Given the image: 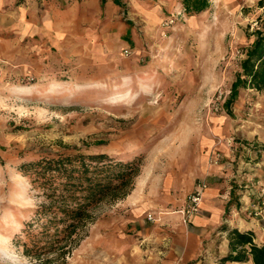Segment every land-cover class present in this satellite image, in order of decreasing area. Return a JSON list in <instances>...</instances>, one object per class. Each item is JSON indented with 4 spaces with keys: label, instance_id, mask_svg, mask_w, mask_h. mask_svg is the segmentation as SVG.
Masks as SVG:
<instances>
[{
    "label": "rangeland",
    "instance_id": "1",
    "mask_svg": "<svg viewBox=\"0 0 264 264\" xmlns=\"http://www.w3.org/2000/svg\"><path fill=\"white\" fill-rule=\"evenodd\" d=\"M121 1L122 8L112 0L102 8L101 0H17L0 21V264H48L24 256L13 241L39 202L17 172L21 153L101 141L109 153L141 158L142 171L166 168L180 147L205 145L202 137L224 117L236 133L264 130V95L247 90L232 114L222 109L241 53L264 18V0H211L209 11L193 17L180 0ZM59 9L68 20L79 19L78 42L47 35ZM232 138L231 164L242 168L230 181L241 196L235 208L264 221L247 210L258 199L241 201L244 179L255 177L240 153L250 149L252 164L264 148ZM150 213L155 220L147 216V223L159 224L168 211ZM126 216L123 204L102 206L70 255L49 264H133L116 260L140 237L124 229ZM116 245L117 257L111 255Z\"/></svg>",
    "mask_w": 264,
    "mask_h": 264
},
{
    "label": "crops",
    "instance_id": "2",
    "mask_svg": "<svg viewBox=\"0 0 264 264\" xmlns=\"http://www.w3.org/2000/svg\"><path fill=\"white\" fill-rule=\"evenodd\" d=\"M16 4L17 0H0V21L4 22L6 15L11 13L12 10H6L7 7ZM57 12L58 19L48 20L45 27L47 35L62 39L73 38L78 42L81 28L79 19L70 21L62 10ZM1 26L0 30L5 29L4 25ZM0 45L3 43L0 42ZM226 120L225 117L219 119L220 125L217 124L210 133L205 132L206 137H202L205 138V145L200 148L198 145L180 147L177 156L166 168H156L155 165L149 169L143 167L131 194L116 202L117 206L123 204L127 209L125 225H122L125 226L124 229H131L140 237L133 239L132 245L127 244L125 257L120 255V259L117 256L121 252V245H116L115 251L111 253L115 254L116 260L132 261L133 264H253L252 261L221 262L229 254V238L219 228L227 224L231 229L252 232L254 242L264 245V221L251 218L235 207L232 210L229 208L230 181L237 174L240 177L242 170H235L231 164L236 150L235 143L230 140L233 139L232 134L241 135L247 145L253 142L264 148V130L252 135L246 131L236 133L237 129L226 125ZM192 136L197 138L196 135ZM220 138L225 140L219 143L217 140ZM242 150L240 153L246 170H250L255 177L254 182L249 179L243 181L245 185L241 201L248 203L262 196L261 191L264 190V152L257 162L251 164L247 158L250 149L244 147ZM218 156L221 157V162L215 164L214 160ZM201 179L208 182L201 211L188 226H184L181 224L182 215L179 211L185 207L197 181ZM156 209H163L168 213L161 217L159 224L147 223L148 214ZM227 214H230V218H227ZM118 232L119 230L116 231L117 235Z\"/></svg>",
    "mask_w": 264,
    "mask_h": 264
},
{
    "label": "trees",
    "instance_id": "3",
    "mask_svg": "<svg viewBox=\"0 0 264 264\" xmlns=\"http://www.w3.org/2000/svg\"><path fill=\"white\" fill-rule=\"evenodd\" d=\"M108 1L101 0V6L104 8ZM112 1L119 8L124 7L121 0ZM180 3L189 17L212 7L211 0H180ZM260 23L254 31V40L242 51L244 56L239 60L238 72L223 105L229 115L242 92L253 90L264 95V18ZM84 144L33 156L20 154L17 172L39 196L38 204L29 211V219L22 222L21 232L13 238L24 256L48 264L54 256L65 259L88 225L95 221V212L133 191L141 174V158L109 153L101 141ZM236 192L237 189L231 192L229 208L239 203L241 196ZM219 231L226 232L229 238V254L221 259L222 263L264 264V245L254 242L252 232H241L225 224Z\"/></svg>",
    "mask_w": 264,
    "mask_h": 264
},
{
    "label": "built area",
    "instance_id": "4",
    "mask_svg": "<svg viewBox=\"0 0 264 264\" xmlns=\"http://www.w3.org/2000/svg\"><path fill=\"white\" fill-rule=\"evenodd\" d=\"M171 23H173V21H171ZM126 54H130L128 50L126 51ZM243 56V53H241V57ZM219 157L220 156H218V158L216 159V163L218 162ZM250 181L254 182V178H251ZM207 189V182L200 181L196 185L195 190L188 197V201L185 207L179 211V213L182 215V221L185 225H189L193 218L201 211L202 203ZM261 193L262 196L258 198L257 202L251 203L247 210L250 211V214H252L254 217L264 219V190H262ZM148 219L150 221H154L155 217L152 213H150L148 215Z\"/></svg>",
    "mask_w": 264,
    "mask_h": 264
}]
</instances>
